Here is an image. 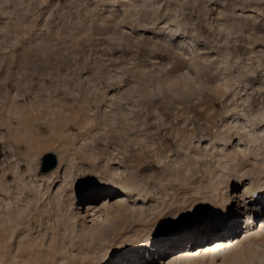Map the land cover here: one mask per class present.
Listing matches in <instances>:
<instances>
[{
  "label": "rangeland",
  "instance_id": "obj_1",
  "mask_svg": "<svg viewBox=\"0 0 264 264\" xmlns=\"http://www.w3.org/2000/svg\"><path fill=\"white\" fill-rule=\"evenodd\" d=\"M251 178L264 0H0V264H166L220 224L264 264ZM113 190L129 198L96 225L86 208ZM205 244L175 264H236Z\"/></svg>",
  "mask_w": 264,
  "mask_h": 264
},
{
  "label": "bare ground",
  "instance_id": "obj_2",
  "mask_svg": "<svg viewBox=\"0 0 264 264\" xmlns=\"http://www.w3.org/2000/svg\"><path fill=\"white\" fill-rule=\"evenodd\" d=\"M56 173V171H55ZM262 181L264 182V180H262L261 178H251L250 180L247 181V183L245 184V187H242V185L240 187L244 188L243 189V192H242V196L245 197V195L247 193H251L253 191H264V183H262V185H259V182ZM124 184H121V186L123 187ZM241 188V189H242ZM124 189L126 190L127 187L126 185H124ZM117 190V189H116ZM116 190H113L114 192H111V193H107V194H103L100 196V198L97 200V202L95 204H92V206L88 205L89 207L86 208L88 209L89 211H92V216L94 218V221L96 222V225H97V222H100L106 215L108 216V213L109 211L113 212L112 209H114L115 207L119 208L121 205H124V203L127 201L126 198H129V197H126L122 194V195H117L115 194ZM133 190V189H132ZM119 191V190H118ZM127 191V190H126ZM134 191V190H133ZM124 192V191H123ZM132 192V191H131ZM135 194V193H134ZM106 195V196H105ZM129 195V194H128ZM127 195V196H128ZM132 195V194H131ZM138 195V194H136ZM135 195V197H136ZM133 196V195H132ZM134 197V198H135ZM228 194L226 193V191H223L222 192V197H221V202L218 203V205H216L214 208L217 207V210L220 211V215H227L228 213V206H227V201H228ZM134 200V199H133ZM129 201V200H128ZM130 202V201H129ZM114 209L115 210H119V209ZM251 211V212H250ZM250 213H247L246 214V217H244V220H242V222L246 224V227L253 223L254 221V217L259 214L257 210L255 209H252V210H249ZM252 214H254L255 216H253ZM118 215L120 216L119 212H118ZM125 219V218H124ZM125 221V220H124ZM83 222V221H82ZM94 222V223H95ZM256 225H257V230L256 231H253V229H251L250 227L249 228H246L245 232L247 233V235L250 236V238L252 236H257V237H261V233L262 231L264 230V217L263 219H259L257 222H255ZM254 223V224H255ZM259 223V224H258ZM78 224V223H77ZM77 226V225H76ZM214 226V225H213ZM79 227V226H78ZM77 228V227H76ZM94 228H97V227H94ZM93 228V229H94ZM211 228H226L223 226V224H220V225H215L214 227L211 226ZM254 228H255V225H254ZM82 229H84L82 227ZM86 229V228H85ZM84 229V230H85ZM218 229L216 231L215 229V233L214 234H209V233H204V234H201V235H198L190 240H188L189 242L186 241V245L184 248H179L177 246H174L173 248V252L174 254L169 253L164 259V263L166 262V264H175L176 262H179V261H183L184 259H189V253H188V249L190 248V246L192 245H198V244H203L204 242H207V244H205V246H203V249L198 253V257H202V258H206V257H209L212 255H215V253H223L224 251L222 250H227L230 249L231 247H233V249H236L235 251V254L230 257L229 261H234L236 262V264H241L242 261L244 262H248V261H251L253 256H255V253L254 252H251L249 250H244L242 247H243V244L239 243L236 244L234 243V239L229 235L228 231H223ZM81 230V229H80ZM76 231V230H75ZM99 231V230H98ZM80 233V232H79ZM85 233V232H84ZM101 234V233H100ZM83 236V235H82ZM248 236V238H249ZM233 239V240H232ZM262 239V238H261ZM202 240V241H201ZM231 241V245L229 244V242ZM241 242V241H240ZM137 243V242H136ZM242 245V246H241ZM187 249V250H186ZM196 249H200V248H195ZM247 249V248H246ZM221 251V252H220ZM233 251V250H231ZM195 252V251H194ZM130 253V252H129ZM147 254V252H146ZM140 255V254H139ZM149 255V254H148ZM142 257V256H141ZM140 257V258H141ZM196 258V257H195ZM194 257H192L191 259L194 260L195 259ZM228 259V258H227ZM226 259V260H227ZM212 262L213 261V257L212 259H210ZM162 262V261H161ZM162 262V263H163ZM198 262V261H197ZM207 262V261H206ZM142 263V262H141ZM107 264V263H106Z\"/></svg>",
  "mask_w": 264,
  "mask_h": 264
},
{
  "label": "water",
  "instance_id": "obj_3",
  "mask_svg": "<svg viewBox=\"0 0 264 264\" xmlns=\"http://www.w3.org/2000/svg\"><path fill=\"white\" fill-rule=\"evenodd\" d=\"M56 167V161L52 154H46L42 158L41 172L47 173Z\"/></svg>",
  "mask_w": 264,
  "mask_h": 264
}]
</instances>
